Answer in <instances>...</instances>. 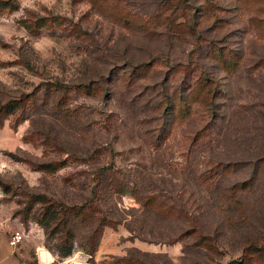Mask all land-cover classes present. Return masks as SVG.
<instances>
[{
    "label": "rangeland",
    "instance_id": "374dc122",
    "mask_svg": "<svg viewBox=\"0 0 264 264\" xmlns=\"http://www.w3.org/2000/svg\"><path fill=\"white\" fill-rule=\"evenodd\" d=\"M5 216L49 264H264V0H0Z\"/></svg>",
    "mask_w": 264,
    "mask_h": 264
},
{
    "label": "built area",
    "instance_id": "2783aa9c",
    "mask_svg": "<svg viewBox=\"0 0 264 264\" xmlns=\"http://www.w3.org/2000/svg\"><path fill=\"white\" fill-rule=\"evenodd\" d=\"M122 195V194H120ZM19 229L16 232L10 233L7 237V244L11 246H16L25 242H32L33 256L37 264H49L51 260H47L49 249L44 245V231L41 225L36 221L27 220L22 221L18 220ZM73 250V249H72ZM43 253V259H41L40 253ZM73 254V255H72ZM71 255H68L66 261L72 264H81L79 257L81 256L80 250H75ZM78 259V262L75 263V260Z\"/></svg>",
    "mask_w": 264,
    "mask_h": 264
},
{
    "label": "crops",
    "instance_id": "0c3cea01",
    "mask_svg": "<svg viewBox=\"0 0 264 264\" xmlns=\"http://www.w3.org/2000/svg\"><path fill=\"white\" fill-rule=\"evenodd\" d=\"M18 220H19L18 217H11L10 218V217L5 216V219H2L0 217V240L1 241L5 242L4 237H3L5 234H10V233L18 231V229H19ZM7 250H8V247H6V250L3 253L1 258L9 259L11 264H22L25 262L23 260L18 261L17 257H14V259L9 258L8 254L6 252ZM33 259L35 261L34 256H33ZM35 263H36V261H35Z\"/></svg>",
    "mask_w": 264,
    "mask_h": 264
},
{
    "label": "water",
    "instance_id": "95a60500",
    "mask_svg": "<svg viewBox=\"0 0 264 264\" xmlns=\"http://www.w3.org/2000/svg\"><path fill=\"white\" fill-rule=\"evenodd\" d=\"M40 256H41V259H43V253L42 252L40 253Z\"/></svg>",
    "mask_w": 264,
    "mask_h": 264
},
{
    "label": "trees",
    "instance_id": "16d2710c",
    "mask_svg": "<svg viewBox=\"0 0 264 264\" xmlns=\"http://www.w3.org/2000/svg\"><path fill=\"white\" fill-rule=\"evenodd\" d=\"M117 194H119V193H117ZM68 252H69V250H67Z\"/></svg>",
    "mask_w": 264,
    "mask_h": 264
}]
</instances>
